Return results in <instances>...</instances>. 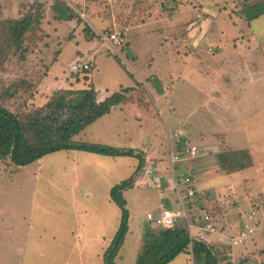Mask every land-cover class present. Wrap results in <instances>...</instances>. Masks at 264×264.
I'll return each mask as SVG.
<instances>
[{"label":"rangeland","instance_id":"374dc122","mask_svg":"<svg viewBox=\"0 0 264 264\" xmlns=\"http://www.w3.org/2000/svg\"><path fill=\"white\" fill-rule=\"evenodd\" d=\"M161 1L163 7L160 1L156 5L161 17H170L172 14L169 12L172 11L178 13L177 18L156 23V27L160 25L164 29L157 30V36L151 32L132 39L131 47H134L136 58L125 50L129 43L119 35V28L108 30L110 33L119 32L121 43L113 41L119 48L118 52L110 49L106 52L95 38L80 40L79 50L84 52L81 54L68 40L69 44H64L58 53L61 54L52 70L56 81L79 82L81 86L88 83L97 90L101 99L107 93H121L122 88L137 85L138 92L125 94L126 110L119 112L122 115H118L112 125L107 122L109 119L107 123L91 125L74 141L81 143L83 139L84 143L118 148L123 145L121 132L129 129L133 133L137 127H143L139 128L138 135L143 133L156 138L162 144L161 158L147 163L138 157H109L79 149L58 151L24 167L13 165L10 159L0 158V264H104L105 253L119 229L122 211L114 201L102 198L109 189L124 181L130 182V179L133 187L122 193L129 206V230L115 264H136L138 255L142 253L147 225L140 227L135 222L141 212L151 210L158 214L163 210L162 203L154 204V197L161 190L143 174L144 169L151 167L156 175L163 177L162 191L168 188L174 191L167 129L171 134L178 132L174 139L175 150H181L187 144L199 148L196 157L183 159L176 167L175 175L177 180L181 179L179 185H182L188 171L196 168L192 186L202 188L206 193L204 203L199 202L198 207L211 214L217 223L216 231L222 235L208 243L216 250L220 264H264V72L255 73L251 87L244 90L236 85L235 88L232 86L234 82L228 81L238 71L229 68L224 59L225 69L230 73L224 76L228 81H223V56L219 51L224 48L220 38L236 44L238 37L232 39L235 36L242 37V44L248 43L252 48L251 39L247 40L250 34L256 40L259 52H264V15L250 23L237 16L245 9V4L264 0H245L239 4L236 0ZM29 6V3L20 6L24 14ZM3 7L1 4V9ZM156 10H152L151 16L159 14ZM0 17L6 19L1 10ZM174 23L178 26L170 28ZM150 28L151 25L145 27L147 30ZM62 31L63 34L67 32L65 29ZM170 35L173 36L171 40L168 39ZM186 37L190 44L185 50ZM29 38L32 40V35ZM93 43L99 46L98 56L92 54L96 48ZM168 47L180 49V55H202L196 58L203 64H191L186 69L181 63H171L168 60L171 56L165 53L168 50H162ZM52 49L43 55L45 62L57 57ZM127 59L131 61L127 62ZM215 59L218 63H213ZM43 62L27 61V58L21 60L20 54L13 51L0 66V105L22 118L44 107L54 93L41 107L34 103L36 87L47 75L48 67L41 65ZM77 62H88L90 70L74 74L71 67ZM200 68L206 69L208 74ZM171 70L174 76L180 77L178 82L176 76L169 81V87L175 86L176 82L178 85L173 100L175 105L172 104L175 112L170 111L171 105H166L159 118L153 114L154 106L148 99L150 86L137 83L152 76L150 82L161 91L160 78L166 77ZM226 83H229V88L224 86ZM224 91H228L225 98ZM141 97L144 99L139 107L136 103ZM137 108L140 112L135 117L132 112ZM127 138L124 142L130 141ZM241 150H246L247 154L244 152L238 156L239 163L251 161V166L232 174L224 170L225 164L236 162L233 153ZM155 155L159 157L158 153ZM139 167L141 171L136 173ZM216 189L223 192L217 193ZM168 208L179 210L177 201ZM191 214L195 215L194 212ZM237 218L241 221L239 225ZM251 221L259 225L257 231L252 239L250 236L254 232L240 243L237 238L241 230L248 225L250 227ZM177 223L187 224V221L180 218ZM150 228L159 229L154 224H150ZM254 239L256 245L253 244ZM246 246L248 253L245 252ZM254 247V252H250ZM168 264L196 262L189 252L179 254Z\"/></svg>","mask_w":264,"mask_h":264},{"label":"crops","instance_id":"0c3cea01","mask_svg":"<svg viewBox=\"0 0 264 264\" xmlns=\"http://www.w3.org/2000/svg\"><path fill=\"white\" fill-rule=\"evenodd\" d=\"M157 1L158 2L160 1V4L162 2L161 0H0V4L4 5L3 9H1V13H4V16L6 17V19L22 18L27 13L26 12L24 14L23 10H21L20 6L22 4L29 3V5L31 4V6L34 5L35 3L44 4L45 18L43 19V21L41 22V25L36 30H34L33 32H31L30 34L26 36L27 40H25V43H27V46L25 48H27L28 50L26 53L27 61H33V60H38L39 62L44 61L43 63H41V65L45 64L48 67V69H46L47 75L37 85L36 96H35L36 100L34 103L37 104L38 107H41V105H44L47 103L48 97H51L52 96L51 94H53L55 91H59V90L78 91V90L90 89L91 86L90 85L88 86V83H85V85L81 86L79 82L72 83L70 81H67V82H63V81L61 82L58 80L56 81L57 79L56 76L52 75L53 74L52 70L54 68V65L58 62V59H59L58 57L61 54L60 53L58 55V53L60 52V50H62V48L66 44H69V42L70 43L73 42L75 47L78 48L76 50L80 52L81 54L84 52L79 50L80 40L81 39L93 40L95 38L98 39V43L100 45L106 48V52H108L109 49L112 52H118L119 48L117 47L116 43H113V41H111L107 37V34H110V35L116 34L118 36L119 32L112 33L111 31L110 33L108 30H113V29L117 30L120 28L119 35L123 37L125 40H127V43H129L127 44L128 47L125 50L127 51L129 50L128 51V53H130L129 55L134 54L136 58L137 55L134 53V49H133L134 47L133 48L131 47L132 39H134L135 37H140L142 34H145V35L150 34L151 32L155 36H157L158 35L157 30L161 29L164 31V29L160 28L161 27L160 25L156 27L157 26L156 23H159L161 20L168 21L170 18H173V17L177 18L178 13L176 14L175 12H172V11L169 12V14H172L170 15V17H166V18L161 17L162 14H160L159 11L156 10ZM240 1H243V0H236L237 4H239ZM56 6H60L62 9L61 10L62 12H57ZM161 7H163L162 4H161ZM152 10L153 11L156 10L159 14L157 15L154 14L153 16H151L150 13L153 12ZM221 15H219V17ZM121 20H123L122 23H121ZM242 20L244 21L243 18ZM232 23L234 22L232 21ZM148 25H151V28L149 30L145 29V27ZM174 26L177 27L178 24L174 23L173 25H170V28H173ZM38 29L39 31L37 32ZM63 29L67 30L65 34L62 33ZM30 35H32L33 37L32 40H30L29 38ZM237 37L238 39L236 40V44L232 43L230 40L226 41L223 38H220L222 42L221 44H224V48L219 49V51H222V56H223L222 65L224 67V70H223L222 79L223 81L224 80L228 81L224 78V76L227 74V72L230 73V71H226L225 69L229 65L228 67L229 68L232 67L234 70L236 69L238 71V74H235L232 77H230L228 82L229 83L234 82L232 85L233 87L236 88V85H237V88L245 90L253 85V83H251V80L254 78V75L256 72H262V73L264 72V52H259L258 44L256 40L254 39V37L250 36V34L247 35V40L251 39L250 42H251L252 48H250L248 43H245L244 45L242 44V41H241L242 37L240 39L239 36H235L232 39H236ZM104 38L106 39L104 40ZM169 38L171 40L173 36L170 35L168 39ZM68 40L70 41L66 42ZM184 43H186L185 44V50H186L187 44L188 43L190 44V39L186 37ZM93 44L95 45V43ZM102 46L100 47L101 49H102ZM98 47L99 46H96L92 54H96L98 56V54L100 53L98 52ZM51 48H54L52 49L51 52H53V55L57 57L54 58L50 62H45V58L43 55L47 53ZM162 50H168V52L165 51V53L167 54V56L168 55L171 56V59L168 58V60H171V63H174V64L181 63L182 67L185 66L184 68L186 69L191 64L193 66L195 63L203 64L202 61H200V59L196 58V57L200 58L202 55H186V54L180 55L181 53L179 52L180 49L176 50L171 47H168L166 49L162 48ZM224 59H225V64L227 63V66L224 65ZM260 59H262V62H260ZM130 61L131 60L127 59V62H130ZM216 62L218 63L216 59L213 60V63H216ZM123 64H125V62ZM172 70L169 73H167L166 77L164 76L163 78H160L159 83H160L161 91H158L155 85L150 82L152 76L144 77L142 80L140 79V81L137 83V84L147 83L150 86L151 91L150 90L148 91L149 92L148 99L153 103V106H154L153 111H152L153 114L154 115L157 114L159 118L165 111L166 105H171L169 107L170 111H173L174 109V108L172 109V104L175 105V102L173 100H175V90H176V87H178V85L176 86V84L180 77H177V75H175L177 77V82L175 86L169 87V81H171L175 77L173 74L174 72ZM200 70H204V73L208 74V71L206 69L200 68ZM263 76H264V73H263ZM229 83H226L224 86H226V88H229ZM135 86L122 88V92L125 89H131V91H129L128 93L138 92L139 91L138 87L137 85ZM227 92L228 91L223 92V98H225ZM111 95L112 94L107 93L101 99L99 98V95L97 92V101L102 102L106 98L110 97ZM206 98L207 96L205 97V99ZM143 99L144 97H141V99H138L136 105L140 107L143 104ZM124 102H126V99H124L120 105L116 106L109 113L107 117L105 115V117L103 118L101 117L100 119H98L96 122H94L91 125L99 124V123L100 124L107 123V122L110 123L109 125H112V123H114L115 120H117L116 117L118 115H122V114H119V112H121L124 109L126 110ZM144 110L149 111L146 108ZM139 112H140V109L137 108L132 112V115L137 117L139 115ZM108 119L109 121H107ZM139 128H143V127H137V129L133 133L129 131V129H128V132L127 131L121 132L120 135L122 136V139H123V143H122L123 145L118 148L133 149V150L142 152L143 158L144 160L147 161V163L152 162V160L160 159L161 155L163 154V153H160L162 152V150L160 149L162 148V144L156 141L155 140L156 138L154 139L152 135L146 136L143 133L141 135H138ZM167 132H168L167 139L169 140L168 150L171 153L172 151L176 149L174 139L175 137H178L176 136L178 132L171 134L170 130L168 129H167ZM83 133L81 132L80 135H82ZM134 133L135 135H133ZM124 138H127V140H130V141L124 142ZM80 142L84 143L83 139ZM178 143H181V141L179 140ZM87 144H90V143H87ZM236 150H239V149H236ZM156 153L159 154V157L157 158H156L157 155H155ZM164 167H165V163H164ZM193 171L196 172V168H193L192 171H188V173L191 172L193 175ZM175 173L176 172H174V174ZM171 176H173L172 170H171ZM166 178L169 179L170 177H166ZM171 180L173 182L172 177H171ZM176 182L178 183L181 182V179L179 178L177 180L176 178ZM237 182H240V180ZM228 186L230 187L231 185H228ZM198 190L205 192V190L202 188H199ZM216 190H218L216 191L217 193L223 192L222 189H216ZM110 191L111 190L109 189L108 194L104 195L102 199L108 202H113L110 196ZM177 198L178 196L175 191H172L170 188L164 189L163 191L161 190L154 197V204H157L158 202H160L162 203L163 209H165V208H168L175 200L177 201ZM128 207L129 206L127 205V208ZM149 213H154V212L151 210L147 211L146 213L141 212L139 215V219L135 222V225L144 227L145 224L146 225L149 224V222H147L146 220V216ZM236 221L237 222L239 221L237 225L241 224V221L239 219ZM253 221H251L252 224L250 225V228H252L254 232L250 236L251 239L253 238L259 226L257 223ZM178 225L186 227L187 224L178 223ZM233 229L236 230L235 227H233ZM193 232L197 233L198 231L194 230ZM232 232L234 231L232 230ZM221 237H222L221 233L216 231L215 233L203 234V237L201 238V240H204L207 243H211V241H216V239L218 240ZM105 239L106 237H104V241ZM253 244L256 245L255 239L253 241ZM246 250L247 251L245 252L248 253L247 246H246ZM254 250H255V247L250 252H254Z\"/></svg>","mask_w":264,"mask_h":264},{"label":"trees","instance_id":"16d2710c","mask_svg":"<svg viewBox=\"0 0 264 264\" xmlns=\"http://www.w3.org/2000/svg\"><path fill=\"white\" fill-rule=\"evenodd\" d=\"M27 9L28 12L20 19L0 17V43L4 42L0 44V66L7 61L13 51L20 54L21 60L26 59L28 51L25 48L26 36L36 30L45 18L43 4L35 3ZM56 10L62 12L60 6H56ZM262 15L264 1L247 3L245 9L237 14L248 23ZM129 91L131 89H125L98 102L97 91L94 88L78 91L59 90L54 92L53 98L44 107L36 109L25 118L0 105V158L10 159L13 165L24 167L58 151L79 149L109 157H138L144 162L143 153L133 149L74 141V138L88 126L120 105ZM244 152L247 154L246 150L234 152L236 162L227 166L225 164L224 170L235 173L249 168L250 160L247 164L239 163L238 160V156ZM246 157L249 158V155ZM140 171L141 167L136 173ZM129 181L115 185L110 191V196L121 209L122 215L119 229L105 253L104 264H115V259L126 240L130 214L122 193L133 187L132 180ZM145 232L142 253L138 255L136 264H168L179 254L189 252L195 258L196 264L221 263L214 247L204 240L192 238L184 226L172 229L159 228L155 231L147 224Z\"/></svg>","mask_w":264,"mask_h":264},{"label":"built area","instance_id":"2783aa9c","mask_svg":"<svg viewBox=\"0 0 264 264\" xmlns=\"http://www.w3.org/2000/svg\"><path fill=\"white\" fill-rule=\"evenodd\" d=\"M107 37L111 41H115L120 44L119 37L116 34H107ZM106 38H104L105 40ZM74 74L84 73L90 70V64L88 62H77L71 67ZM179 140L177 139V142ZM199 148L196 145L187 144L181 150H174L171 152V170L173 172V185L174 191L177 193V203L179 210L174 211L172 209L165 208L159 214L149 213L146 216L147 222L151 225L154 224L159 228L172 229L179 226L177 220L184 218L187 221L186 228L188 229L190 236L192 238H202L205 233H215L216 223L209 212L200 209L197 202L204 203V196L206 193L204 191L198 190L192 186L193 175L191 172L184 176L182 185L176 182V176L174 174L176 167L181 164L184 158H194L198 155ZM143 174L149 177L153 182L154 186L162 190L163 188V177L156 175L151 167L144 169ZM195 215H192L193 213ZM197 230V233L193 231ZM253 233V229L246 226L245 229L241 230L238 236V241L241 243L243 240L247 239L250 234ZM238 242H236L237 244ZM232 264V263H230Z\"/></svg>","mask_w":264,"mask_h":264}]
</instances>
